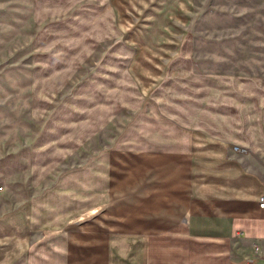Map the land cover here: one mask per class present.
<instances>
[{
  "label": "rangeland",
  "instance_id": "1",
  "mask_svg": "<svg viewBox=\"0 0 264 264\" xmlns=\"http://www.w3.org/2000/svg\"><path fill=\"white\" fill-rule=\"evenodd\" d=\"M176 1L0 0L1 222L143 112L228 143L264 177V0H191L180 16ZM138 54L161 56L144 63L147 95Z\"/></svg>",
  "mask_w": 264,
  "mask_h": 264
},
{
  "label": "crops",
  "instance_id": "2",
  "mask_svg": "<svg viewBox=\"0 0 264 264\" xmlns=\"http://www.w3.org/2000/svg\"><path fill=\"white\" fill-rule=\"evenodd\" d=\"M174 5L186 15L191 0ZM135 61L147 95L144 63L161 56ZM141 116L119 145L0 221L11 244L0 264H17L18 253L23 264H264V177L228 143Z\"/></svg>",
  "mask_w": 264,
  "mask_h": 264
},
{
  "label": "built area",
  "instance_id": "3",
  "mask_svg": "<svg viewBox=\"0 0 264 264\" xmlns=\"http://www.w3.org/2000/svg\"><path fill=\"white\" fill-rule=\"evenodd\" d=\"M259 207L264 210V191L263 193L260 195V198H259Z\"/></svg>",
  "mask_w": 264,
  "mask_h": 264
},
{
  "label": "bare ground",
  "instance_id": "4",
  "mask_svg": "<svg viewBox=\"0 0 264 264\" xmlns=\"http://www.w3.org/2000/svg\"><path fill=\"white\" fill-rule=\"evenodd\" d=\"M84 218V217H83Z\"/></svg>",
  "mask_w": 264,
  "mask_h": 264
}]
</instances>
